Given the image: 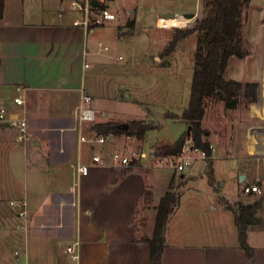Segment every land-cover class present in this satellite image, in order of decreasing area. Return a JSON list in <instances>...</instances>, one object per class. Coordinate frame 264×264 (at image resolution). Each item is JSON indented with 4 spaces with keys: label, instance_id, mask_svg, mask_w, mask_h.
<instances>
[{
    "label": "crops",
    "instance_id": "crops-1",
    "mask_svg": "<svg viewBox=\"0 0 264 264\" xmlns=\"http://www.w3.org/2000/svg\"><path fill=\"white\" fill-rule=\"evenodd\" d=\"M74 15L67 0H4L0 109L8 117L25 115L28 133L18 140L14 127L0 123V264H69L65 248L74 241L78 264H264L262 159L244 167L251 173L248 181L246 173L239 178L243 185L256 181L258 190L222 195L231 207L222 201L219 208L192 206L180 216L173 211L161 258L151 257L141 237L152 235L155 206L174 171L147 166L140 151L139 163L111 182L115 166L91 161L93 154L114 144L110 138L103 145L79 140L80 134H93L87 122L75 127L74 107L81 91L91 95L95 108L110 115L100 121L133 118L114 109L117 84L110 75L101 76L117 68L99 58L89 60L109 54V45L96 37L95 28L108 27L120 16L84 28L73 25ZM132 19L135 24V16ZM123 23L118 24V36L126 33ZM109 56L121 59L120 54ZM90 62L102 66L99 75L88 70ZM17 85L25 86L22 104L13 102ZM212 146L210 165L218 155ZM78 163L87 164L85 173L76 172ZM12 200H25L26 217L18 214L22 206ZM241 227L250 255L239 243Z\"/></svg>",
    "mask_w": 264,
    "mask_h": 264
},
{
    "label": "rangeland",
    "instance_id": "rangeland-1",
    "mask_svg": "<svg viewBox=\"0 0 264 264\" xmlns=\"http://www.w3.org/2000/svg\"><path fill=\"white\" fill-rule=\"evenodd\" d=\"M201 3L202 0H112L111 7L120 17L108 27L95 28L96 37L109 45L107 53L121 55L119 60H114L109 54L89 57V60L93 57L104 60L118 70L114 74L105 71L101 75L111 76L117 84L118 97L114 109L122 115L149 120L152 125L141 138V143L138 138L128 139L126 134L109 135L116 149L125 152L134 149L137 154L143 151L146 153L144 162H147L150 151L166 149L169 146L167 143L175 142L187 129V123L180 115L189 102L198 33L176 38L174 26L191 27L202 15ZM130 10L135 16L132 29L127 25V21L134 17ZM174 11L179 14L197 11L198 15L183 26L156 25L158 15ZM122 22L121 27L126 33L118 36V24ZM242 33L249 42L250 53L244 57L232 56L225 75L242 82L258 81L257 100L248 104L245 97L239 96L236 105L228 107L215 93L207 97L201 123L206 139L215 146L218 155L212 165L208 162L213 152L209 157L193 160L184 170L186 176L177 189L178 202L174 209L178 210L179 216L180 212L192 206L219 208L222 201H227L222 195L231 196L244 191L240 175L246 173L247 181L251 177L244 167L250 165L253 159L264 160V114L259 99L260 84L264 87V0H250L245 10ZM173 38L176 42L169 48ZM101 69L102 66L96 62H90L88 70L92 73L99 75ZM92 79L93 82L94 76ZM92 106L95 107L93 101ZM156 114L163 121H157ZM128 120V117L120 116L118 121ZM165 169L171 170L168 167ZM214 177V184H211Z\"/></svg>",
    "mask_w": 264,
    "mask_h": 264
},
{
    "label": "trees",
    "instance_id": "trees-1",
    "mask_svg": "<svg viewBox=\"0 0 264 264\" xmlns=\"http://www.w3.org/2000/svg\"><path fill=\"white\" fill-rule=\"evenodd\" d=\"M250 0H202V15L191 27H175L177 37H184L189 33L197 32V47L194 52L193 73L188 105L183 109L180 117L190 125V132L185 130L182 135L166 149L171 152L190 138L194 146L206 150L210 156L211 143L205 137V129L201 120L205 113L207 97L215 93L228 107L236 105L239 96L246 99V103L257 100L258 81L242 82L225 75L229 59L232 56L244 57L250 53L249 42L243 36L245 10ZM4 0H0V18L3 13ZM127 25L134 27V19L127 21ZM173 38L169 48L176 42ZM260 105L264 114V87L261 83ZM176 117L177 115L171 114ZM126 128L121 127V122L116 120L98 121L91 124L96 133L106 135L128 134L136 138H143L146 130L152 125L143 119H130ZM134 165L115 166L112 168L111 182L133 169ZM184 174H172L165 192L161 195L156 208L154 227L151 236H142L149 244L150 255L153 259H160L165 245V229L168 218L173 213L178 202V187L184 182ZM145 189L144 196L149 195ZM225 205L230 203L225 201ZM231 207V206H229ZM236 217V216H235ZM238 218L236 222L238 224ZM134 238V237H133ZM135 239V238H134ZM239 243L247 255L252 253V248L246 241L245 228H239Z\"/></svg>",
    "mask_w": 264,
    "mask_h": 264
},
{
    "label": "built area",
    "instance_id": "built-area-1",
    "mask_svg": "<svg viewBox=\"0 0 264 264\" xmlns=\"http://www.w3.org/2000/svg\"><path fill=\"white\" fill-rule=\"evenodd\" d=\"M68 7L70 10L75 12L72 23L73 25L81 26L84 28H92L97 25L104 24L107 21L114 20L117 16V11L111 7L112 0H67ZM199 2V0H198ZM198 12H194L196 17ZM167 18V16H162ZM192 18V17H190ZM157 25L160 27H169L165 24L158 23V18L156 21ZM100 44V43H99ZM106 48V46H104ZM117 59L120 56L116 57ZM25 86L17 85L15 88V94L13 96V102L15 104H22L24 102ZM104 115L109 116L104 110H99L92 106L91 95L82 90L79 98V102L74 107V119L76 121V126L79 127L84 123H89L90 125L99 120V117ZM0 123H6L16 129V136L18 140H24L28 133L27 118L25 115L8 117L3 109H0ZM109 135L96 133L89 137L80 134L79 140L90 141L91 143L105 144L108 141ZM211 149L213 151V146L211 144ZM107 151L108 153L104 152ZM146 153H144L145 155ZM139 155L141 158V152L137 154L134 149L128 152L121 151L112 148L110 151L102 148L97 153L93 154L91 161L95 164L105 165L109 164L111 166H127L136 165L139 163ZM148 165L153 168L168 167L172 169L175 173H183L184 170L192 163L195 158H206L209 157L206 150L194 146L192 140L187 138L180 147L168 152L167 149H153L149 152ZM87 164L78 163L75 165L76 172L85 173L87 171ZM259 189L257 182H252L250 184H245L243 190L245 192L256 191ZM15 205H21L22 209L18 211V214L26 217L27 211L25 208V200L11 201ZM68 257L69 264H78L79 261V249L78 241H74L68 244L65 248Z\"/></svg>",
    "mask_w": 264,
    "mask_h": 264
},
{
    "label": "bare ground",
    "instance_id": "bare-ground-1",
    "mask_svg": "<svg viewBox=\"0 0 264 264\" xmlns=\"http://www.w3.org/2000/svg\"><path fill=\"white\" fill-rule=\"evenodd\" d=\"M190 19H191L190 17L185 16L183 13L182 14L176 13L174 16H170L167 18L159 16L158 23L165 24L167 26H171V25L183 26Z\"/></svg>",
    "mask_w": 264,
    "mask_h": 264
},
{
    "label": "water",
    "instance_id": "water-1",
    "mask_svg": "<svg viewBox=\"0 0 264 264\" xmlns=\"http://www.w3.org/2000/svg\"><path fill=\"white\" fill-rule=\"evenodd\" d=\"M175 14H176V12H165V13H162L161 16L170 17V16H174ZM183 14L187 17H193L194 16V12H183ZM156 119H157V121H163V118L159 115H156ZM120 125L122 128H126L128 123L127 122H121ZM186 131H187V133L190 132V125H187Z\"/></svg>",
    "mask_w": 264,
    "mask_h": 264
}]
</instances>
